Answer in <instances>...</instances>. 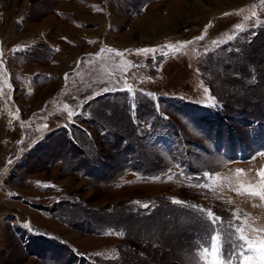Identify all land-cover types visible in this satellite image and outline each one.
<instances>
[{
    "label": "rangeland",
    "instance_id": "rangeland-1",
    "mask_svg": "<svg viewBox=\"0 0 264 264\" xmlns=\"http://www.w3.org/2000/svg\"><path fill=\"white\" fill-rule=\"evenodd\" d=\"M0 61V264H260L264 0H0Z\"/></svg>",
    "mask_w": 264,
    "mask_h": 264
},
{
    "label": "snow or ice",
    "instance_id": "snow-or-ice-1",
    "mask_svg": "<svg viewBox=\"0 0 264 264\" xmlns=\"http://www.w3.org/2000/svg\"><path fill=\"white\" fill-rule=\"evenodd\" d=\"M237 29L240 28L239 25L236 26ZM204 37L201 36V37H198L197 39H203ZM139 52H150L152 51L151 49H139L138 50ZM2 62V61H0ZM67 75V74H66ZM205 91H207V89H205ZM151 95V94H150ZM69 116L71 117V113H69ZM47 127V126H45ZM9 164L12 163L11 160L8 161ZM238 172L239 171H242V170H237ZM260 177H261V187H264V171H261L259 173ZM45 187H48V185H45ZM250 195H261L260 192H256V191H252L249 193ZM177 203H179L180 201H176ZM208 215V218L213 220V221H218L220 218L219 217H216L214 216V214L209 211L207 213ZM237 232L240 233L239 235V240L240 241H244L248 247L250 248H256L257 247V244L259 245V247L261 249H264V240H261V241H252L250 239H248L246 236L243 235V230L242 229H237ZM222 236H223V240L221 239V234H217L216 237H214V243L212 244V249H211V254L216 257V256H220L221 255V250H222V246L223 244L225 243H231L232 242V233L231 232H228V231H224L222 233ZM252 257H245V264H249V262L251 261ZM213 264H227V259H217V260H214L213 261ZM260 264H264V251H261V254H260Z\"/></svg>",
    "mask_w": 264,
    "mask_h": 264
}]
</instances>
